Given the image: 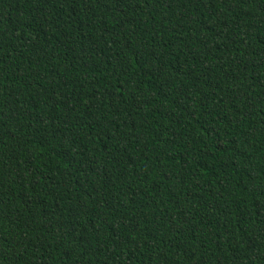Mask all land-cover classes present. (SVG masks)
Segmentation results:
<instances>
[{"label":"trees","instance_id":"trees-1","mask_svg":"<svg viewBox=\"0 0 264 264\" xmlns=\"http://www.w3.org/2000/svg\"><path fill=\"white\" fill-rule=\"evenodd\" d=\"M0 264H264V0H0Z\"/></svg>","mask_w":264,"mask_h":264}]
</instances>
